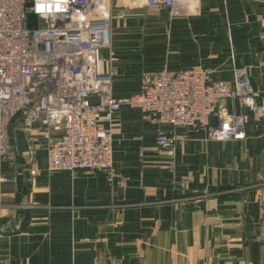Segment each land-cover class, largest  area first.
<instances>
[{
    "label": "crops",
    "instance_id": "obj_1",
    "mask_svg": "<svg viewBox=\"0 0 264 264\" xmlns=\"http://www.w3.org/2000/svg\"><path fill=\"white\" fill-rule=\"evenodd\" d=\"M157 9L130 38L113 22L99 52L116 59L100 66L113 71V98L139 92L143 73L204 69L231 85L242 72L264 110V0ZM226 111L245 119L242 139L213 140L122 107L101 119L112 135L109 174L49 173L39 124L13 120L15 156L0 162V264H264V119L239 100ZM159 134L176 138L172 158L155 147Z\"/></svg>",
    "mask_w": 264,
    "mask_h": 264
},
{
    "label": "built area",
    "instance_id": "obj_2",
    "mask_svg": "<svg viewBox=\"0 0 264 264\" xmlns=\"http://www.w3.org/2000/svg\"><path fill=\"white\" fill-rule=\"evenodd\" d=\"M114 1L0 0V162L15 156L8 133L17 118L27 125L39 124L49 173L108 174L113 171L112 135L101 119L113 121L122 107L174 129H201L217 141L245 136V119L227 113L228 100L241 101L264 119L242 72L236 73L233 85L216 81L204 69L143 73L139 92L113 98V71L101 72L100 66L113 65L116 59H103L99 52L110 47ZM127 1L182 15L200 0ZM57 2L63 11L54 10ZM37 3L52 5L53 10L37 13ZM176 142L175 137L159 134L155 147L172 158ZM27 151L33 162L35 145L29 144Z\"/></svg>",
    "mask_w": 264,
    "mask_h": 264
},
{
    "label": "rangeland",
    "instance_id": "obj_3",
    "mask_svg": "<svg viewBox=\"0 0 264 264\" xmlns=\"http://www.w3.org/2000/svg\"><path fill=\"white\" fill-rule=\"evenodd\" d=\"M113 5H119L118 7L124 8H122L123 10L121 9V13H113L114 9H112V17L109 22L110 42L114 21H117V23H119V32L123 33L125 37L130 38V36L132 35L129 34L130 28L134 26V24L145 26L148 23V20H150V17L154 16L153 14H155L152 13L153 8L149 9L146 6H143L141 2H138V4H132L127 0H120L119 2L116 0L113 2ZM122 27H128V29L126 31H123L121 30ZM233 83L231 85H233Z\"/></svg>",
    "mask_w": 264,
    "mask_h": 264
},
{
    "label": "clouds",
    "instance_id": "obj_4",
    "mask_svg": "<svg viewBox=\"0 0 264 264\" xmlns=\"http://www.w3.org/2000/svg\"><path fill=\"white\" fill-rule=\"evenodd\" d=\"M53 10V7L52 5H47V4H42V3H37L36 4V7H35V11L37 13H43V12H48V11H52ZM55 11L57 12H60V11H63L64 9L61 8V5L59 2H57L55 4Z\"/></svg>",
    "mask_w": 264,
    "mask_h": 264
},
{
    "label": "trees",
    "instance_id": "obj_5",
    "mask_svg": "<svg viewBox=\"0 0 264 264\" xmlns=\"http://www.w3.org/2000/svg\"><path fill=\"white\" fill-rule=\"evenodd\" d=\"M29 20H30V25L34 26V18L32 16H29Z\"/></svg>",
    "mask_w": 264,
    "mask_h": 264
}]
</instances>
